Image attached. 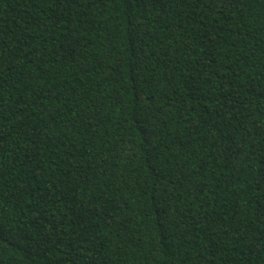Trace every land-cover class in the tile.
Wrapping results in <instances>:
<instances>
[{
  "label": "trees",
  "instance_id": "16d2710c",
  "mask_svg": "<svg viewBox=\"0 0 264 264\" xmlns=\"http://www.w3.org/2000/svg\"><path fill=\"white\" fill-rule=\"evenodd\" d=\"M0 264H264V0H0Z\"/></svg>",
  "mask_w": 264,
  "mask_h": 264
}]
</instances>
